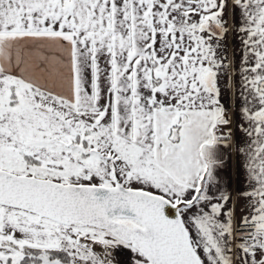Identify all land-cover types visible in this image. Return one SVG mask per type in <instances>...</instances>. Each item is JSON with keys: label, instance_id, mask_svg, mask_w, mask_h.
Returning <instances> with one entry per match:
<instances>
[{"label": "snow or ice", "instance_id": "snow-or-ice-1", "mask_svg": "<svg viewBox=\"0 0 264 264\" xmlns=\"http://www.w3.org/2000/svg\"><path fill=\"white\" fill-rule=\"evenodd\" d=\"M0 264H264V0H0Z\"/></svg>", "mask_w": 264, "mask_h": 264}, {"label": "crops", "instance_id": "crops-1", "mask_svg": "<svg viewBox=\"0 0 264 264\" xmlns=\"http://www.w3.org/2000/svg\"><path fill=\"white\" fill-rule=\"evenodd\" d=\"M239 133L235 131L234 129V139L238 140L239 139ZM227 155H228V159H227V163L226 166L223 170V175H226L231 183L229 184V188L232 190V195L233 198L235 199L236 197V177H237V159L236 156L233 152L232 149H227ZM243 201H239L237 203V207L240 206V204H242Z\"/></svg>", "mask_w": 264, "mask_h": 264}]
</instances>
